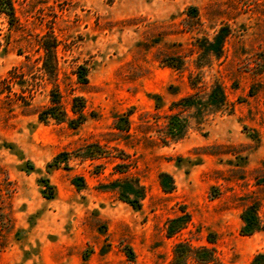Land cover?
<instances>
[{"label":"rangeland","instance_id":"obj_1","mask_svg":"<svg viewBox=\"0 0 264 264\" xmlns=\"http://www.w3.org/2000/svg\"><path fill=\"white\" fill-rule=\"evenodd\" d=\"M9 2L0 0V264H172L176 243L193 249L185 264H249L264 252V0ZM221 27L219 57L198 48ZM43 41L55 43L54 78L43 70ZM168 56L184 68L165 65ZM80 65L86 84L76 79ZM189 75L201 95L220 83L227 108L201 123L183 112L185 135L164 143L170 102L195 90ZM52 89L68 115L72 98L83 99L77 128L39 120ZM129 110L123 134L114 122ZM91 143L103 156L74 157ZM61 151L70 153L68 168L48 170ZM160 172L171 176L170 192ZM119 177L144 187L139 208L101 186ZM251 205L262 228L243 235L241 213ZM185 212V227L168 236V220ZM201 247L213 261L195 258Z\"/></svg>","mask_w":264,"mask_h":264},{"label":"trees","instance_id":"obj_2","mask_svg":"<svg viewBox=\"0 0 264 264\" xmlns=\"http://www.w3.org/2000/svg\"><path fill=\"white\" fill-rule=\"evenodd\" d=\"M5 4H10L9 0H2ZM11 12H9L10 14ZM187 15L191 19L195 20L197 18L196 9L194 6H189L187 8ZM193 24H197L196 21H193ZM227 28L221 27L219 31L214 35L212 41L206 39L204 45H197L199 49H211V51L219 57L222 51V45L224 38L227 36ZM43 47L45 50V57L43 59V70L51 77L54 78L55 68H56V55H55V43L49 44L43 41ZM163 63L167 66H171L177 70H182L184 68V62L179 56H168L163 59ZM196 67L200 68L202 65L201 54L198 56L195 61ZM76 79L81 84L87 83V69L86 67L80 65L75 70ZM189 84L191 88L195 89L192 93L187 94L176 101H171L169 104L170 113L167 114L164 124V130L162 135V142H175L180 140L186 133V130L189 127V118L183 116L182 113L185 111H191V117L196 123H201L208 116L213 115L223 109L227 108V99L224 91V87L218 83L214 82L208 89V91L201 95L196 91L198 87V82L194 79L193 76L189 75L188 77ZM50 104L43 108L38 113L39 120L45 122L49 119H52L56 122H66L70 128H77L85 120V115L83 112V99L79 96L72 98L71 102V113L68 115V112L62 107L60 96L58 92L54 89L50 90ZM161 105L158 102H155L154 108L159 109ZM131 111L127 113H122L118 115L114 122V128L120 133L126 134L129 131V115ZM76 154V153H75ZM104 151L100 145L96 143H91L83 146L79 149L78 153L74 157L80 158L82 160L89 159L93 160L100 156H103ZM123 154V153H122ZM124 155V154H123ZM70 153L66 151H61L57 153L51 161L46 164L47 169H57L60 166L63 168H68V160ZM121 160H124L123 157H119ZM123 165L118 163L115 165L117 173L122 174L125 171L120 168ZM119 168V169H118ZM43 181V193L46 197H51L54 193L53 186L49 183L48 179H42ZM71 183L77 189H84L86 186L85 181L80 176H74L71 178ZM159 183L164 192H170L174 185L171 176L166 172L159 173ZM104 190H113L117 193V196L120 200L126 202L133 208H139L140 202L144 198L145 191L144 187L136 179H131L128 177H119L108 183L101 185ZM257 207L249 206L241 213V219L243 224L240 227V233L243 235L251 234L255 231H258L262 228L261 221L258 217ZM189 217L187 213H183L177 217L171 218L168 220L166 225V233L168 236L173 235L187 224ZM126 256L128 258L132 257V251L128 247ZM192 248L189 245L183 243H176L173 247V259L172 264H185V259ZM212 249L208 247H201L197 249L195 258L200 262L213 261L214 257L212 254ZM249 264H264V252H257L249 262Z\"/></svg>","mask_w":264,"mask_h":264}]
</instances>
